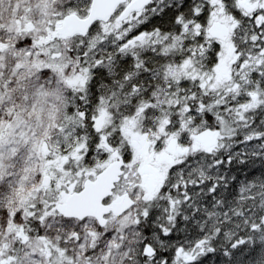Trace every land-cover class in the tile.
<instances>
[{
    "label": "snow or ice",
    "instance_id": "6c2138e0",
    "mask_svg": "<svg viewBox=\"0 0 264 264\" xmlns=\"http://www.w3.org/2000/svg\"><path fill=\"white\" fill-rule=\"evenodd\" d=\"M0 264H264V0H0Z\"/></svg>",
    "mask_w": 264,
    "mask_h": 264
}]
</instances>
